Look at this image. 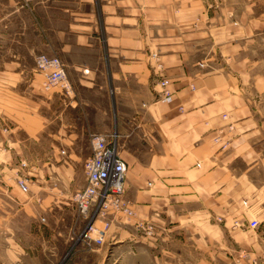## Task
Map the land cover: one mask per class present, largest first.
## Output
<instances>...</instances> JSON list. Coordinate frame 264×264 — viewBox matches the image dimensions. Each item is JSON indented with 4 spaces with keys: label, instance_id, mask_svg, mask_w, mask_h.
<instances>
[{
    "label": "crops",
    "instance_id": "1",
    "mask_svg": "<svg viewBox=\"0 0 264 264\" xmlns=\"http://www.w3.org/2000/svg\"><path fill=\"white\" fill-rule=\"evenodd\" d=\"M262 1L78 0L72 11L23 0L0 17V264H160L182 253L190 264H254L264 251V89L244 51L264 23ZM37 53L63 61L71 93H42ZM162 77L170 102L157 99ZM112 131L128 165L124 198L155 234L113 215L105 243L88 247L73 201L91 154L82 140ZM23 156L38 166L21 170Z\"/></svg>",
    "mask_w": 264,
    "mask_h": 264
},
{
    "label": "built area",
    "instance_id": "2",
    "mask_svg": "<svg viewBox=\"0 0 264 264\" xmlns=\"http://www.w3.org/2000/svg\"><path fill=\"white\" fill-rule=\"evenodd\" d=\"M151 58L160 67L157 53H152ZM34 63L42 77L41 87L45 92L52 88H58L67 95L72 92L66 66L57 55L39 53L35 56ZM155 84L159 88L157 99L170 102L173 96L170 80L162 77ZM117 139L116 131L90 135L91 154L83 163L86 184L73 194L78 212L85 220V225L77 239L88 247L105 243L111 228L110 217L113 215H122L126 221H133L135 231L148 238H152L155 234V226L145 220L137 219L133 206L124 198L128 165L120 156ZM26 167H28L27 162L20 161V169L24 170ZM16 184L22 193L30 192L27 176L18 174ZM258 225L259 221L256 218L248 223L250 228H257ZM262 254L264 256V251Z\"/></svg>",
    "mask_w": 264,
    "mask_h": 264
},
{
    "label": "rangeland",
    "instance_id": "3",
    "mask_svg": "<svg viewBox=\"0 0 264 264\" xmlns=\"http://www.w3.org/2000/svg\"><path fill=\"white\" fill-rule=\"evenodd\" d=\"M33 1V0H32ZM23 0H0V17L5 15L7 12H9L11 9L14 8V6H18L20 3H22ZM50 3V2H48ZM55 1L52 2L54 4ZM58 5H62L64 9H70L72 11L77 10L79 8L78 0H58ZM257 13L264 12V1L257 3ZM68 10L65 11V15H70L71 12ZM264 21V18H263ZM38 54V53H37ZM244 55L248 56L250 59L254 61L253 70L256 76H259L261 79L259 85L260 89H264V23L260 24L259 28L257 29V33L255 35V39L253 42L249 43L247 46V49L244 51ZM40 75V83L42 81ZM57 88L49 89L46 93L50 94L53 90ZM41 91L44 94L45 90L42 89ZM258 96H256V113H255V122H256V144L255 148L257 152L260 154L261 158L263 156L264 159V90L262 92H257ZM96 121V120H95ZM89 137H87V140H82V143H89ZM46 143L42 144V147L45 146ZM87 148V147H86ZM40 146H35L33 151L34 159L37 158L38 153H40ZM21 159H25V161L28 164V167L24 169V171H28L30 167H37L39 164V161L35 163L34 165H30L27 158L24 156ZM257 178L259 181H263L264 183V173H257ZM140 234V233H139ZM182 255L178 257H168L163 255V257L160 258V264H190V260L194 262V258L183 256ZM254 264H264V256L263 254L256 260Z\"/></svg>",
    "mask_w": 264,
    "mask_h": 264
}]
</instances>
